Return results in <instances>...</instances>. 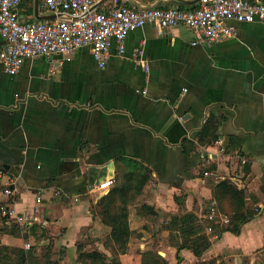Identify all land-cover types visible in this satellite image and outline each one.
Returning a JSON list of instances; mask_svg holds the SVG:
<instances>
[{"label": "crops", "instance_id": "1", "mask_svg": "<svg viewBox=\"0 0 264 264\" xmlns=\"http://www.w3.org/2000/svg\"><path fill=\"white\" fill-rule=\"evenodd\" d=\"M104 1L99 11L112 4ZM135 1L183 10L200 6ZM51 16L37 0H25L19 8L21 22L51 21L39 20ZM233 25L234 38L212 47L193 46L187 28L147 25L129 34L124 56L112 41L104 68L90 47L69 60L27 59L16 76L0 61V202L28 216L42 197L35 223H46L60 264H80L78 244L110 255L104 248L110 230L93 210L110 191L99 195V185L116 178L119 161L138 162L153 175L130 207V227L137 235L120 256L122 264H142L149 251L168 264H264V210L257 212L264 209V22ZM4 48L0 36V54ZM211 115L222 119V145L184 153L183 142L197 143ZM233 139L239 145L227 153ZM208 171L214 175L206 177ZM221 178L245 192L254 219L238 235L211 237L201 255L169 245L170 231L163 229L169 217L192 213L202 223ZM7 188L13 195L4 194ZM143 205L156 216H141ZM204 233L211 236L205 228ZM0 244L24 248L27 243L0 232ZM36 252L40 257L41 247Z\"/></svg>", "mask_w": 264, "mask_h": 264}, {"label": "built area", "instance_id": "2", "mask_svg": "<svg viewBox=\"0 0 264 264\" xmlns=\"http://www.w3.org/2000/svg\"><path fill=\"white\" fill-rule=\"evenodd\" d=\"M24 1L0 0V36L5 40L0 61L10 76L19 74L27 59L60 56L69 60L84 47L91 48L94 60L100 68H104L111 42L117 43L118 54L124 56L129 34L147 25L161 30L187 28L194 36L193 46L212 47L234 38L233 23L264 22V4L250 0H200V6L193 10L136 8L128 2L113 0L105 11L94 9L98 0H39L46 11L57 18L21 22L19 8ZM138 56L139 62L148 69L141 52ZM217 143L222 145L219 140ZM204 175L213 176L214 172L208 171ZM114 182L110 179L99 185V195L108 191ZM4 194L11 196L13 191L7 188ZM41 203L42 197L37 196L33 213L28 216L20 215L12 204L7 203L0 207V219L19 224L35 223L42 211ZM263 210L260 208L257 212ZM202 221L205 232L210 235L213 233L211 224H229L228 217L218 211L215 200H211L206 207ZM41 224L46 225L45 222ZM30 247L29 243L24 245L26 250Z\"/></svg>", "mask_w": 264, "mask_h": 264}, {"label": "trees", "instance_id": "3", "mask_svg": "<svg viewBox=\"0 0 264 264\" xmlns=\"http://www.w3.org/2000/svg\"><path fill=\"white\" fill-rule=\"evenodd\" d=\"M221 124L222 119L211 115L200 130L197 143L188 140L183 142L184 153L193 152L198 146H210L216 143L219 140ZM236 145L238 146L239 143L233 139L227 153L236 150ZM152 179L150 169L138 162L119 161L117 163L114 185L107 195L98 200L93 210L94 216L98 217L110 230L104 241V248L110 255L100 251L87 252L84 244H78L77 261L80 264H122L120 256L128 253L130 241L137 235L130 227V207L143 195L145 187ZM262 191L264 192V181ZM212 193L218 211L228 217L229 224H211L213 233L207 236L204 233L203 224L194 214L171 216L167 224L163 225L164 230L170 231L169 245L189 248L196 255H201L210 245L211 237L226 232L238 235L241 227L256 216L253 210L246 208L245 192L230 179L220 180L213 186ZM5 204L7 203L0 202V207ZM138 212L143 217L156 216L154 208L147 205L141 206ZM1 223L2 234L23 239L25 243L34 241L37 247H41L42 253L39 257L36 252L37 247L32 245L26 250L0 244V264H60V259L52 253L51 238L43 226L32 222L26 224L7 222L5 219H1ZM142 264L168 263L156 251H149L142 254Z\"/></svg>", "mask_w": 264, "mask_h": 264}, {"label": "water", "instance_id": "4", "mask_svg": "<svg viewBox=\"0 0 264 264\" xmlns=\"http://www.w3.org/2000/svg\"><path fill=\"white\" fill-rule=\"evenodd\" d=\"M175 3L177 4H180V5H191V4H194V3H199L200 0H196V2H188V1H183V0H173ZM39 2V0H37V3ZM105 1L102 0L101 2H99L95 7L94 9H97L99 6H101ZM129 2L136 8H156L159 6V2L156 3L155 5H152V6H147V7H141L135 0H129ZM57 16L53 15L49 18H40L39 20H54L56 19Z\"/></svg>", "mask_w": 264, "mask_h": 264}, {"label": "rangeland", "instance_id": "5", "mask_svg": "<svg viewBox=\"0 0 264 264\" xmlns=\"http://www.w3.org/2000/svg\"><path fill=\"white\" fill-rule=\"evenodd\" d=\"M109 1H111V3H112L113 0H109ZM198 4H199V3H198ZM199 5H200V4H199ZM182 8H184V6H183Z\"/></svg>", "mask_w": 264, "mask_h": 264}]
</instances>
